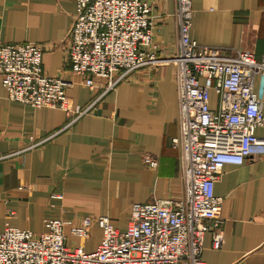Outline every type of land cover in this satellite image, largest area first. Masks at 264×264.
<instances>
[{
	"label": "crops",
	"instance_id": "crops-1",
	"mask_svg": "<svg viewBox=\"0 0 264 264\" xmlns=\"http://www.w3.org/2000/svg\"><path fill=\"white\" fill-rule=\"evenodd\" d=\"M155 20L150 48L159 57L176 51L177 0H147ZM74 0H0V42L34 41L43 48L46 74L69 80L71 109L33 107L7 97L0 73V231L4 223L46 229V219L63 220L68 246L97 248L102 229L72 234L84 216L107 215L124 230L136 202L182 194L177 134L178 99L174 69L156 63L130 72L115 88L95 78L93 87L71 71L67 34ZM190 36L226 52L264 53V0H191ZM254 89L264 105V78ZM209 105L217 106L210 92ZM264 136V126L256 128ZM144 152L158 157L150 167ZM223 197L222 241L212 246L206 232V264H264V156L226 164L214 184Z\"/></svg>",
	"mask_w": 264,
	"mask_h": 264
},
{
	"label": "built area",
	"instance_id": "built-area-1",
	"mask_svg": "<svg viewBox=\"0 0 264 264\" xmlns=\"http://www.w3.org/2000/svg\"><path fill=\"white\" fill-rule=\"evenodd\" d=\"M75 12L67 34L72 72L88 87L95 78L113 89L133 70L156 63L174 69L178 99L177 134L182 194L133 203L127 226L116 227L109 216H84L72 234L87 236L92 224L102 229L93 251L70 247L63 220L46 219V229L4 223L0 231V264H206L202 257L206 232L212 246L222 241L223 197L214 184L226 164H242L264 156V105L254 89L264 78V53L204 45L190 36L191 0H177L176 51L159 57L151 48L155 20L147 0H74ZM43 48L34 41L0 42V73L7 97L33 107H59L68 112L69 80L51 76L42 66ZM217 106L209 105L210 92ZM145 165L156 167L158 157L144 152Z\"/></svg>",
	"mask_w": 264,
	"mask_h": 264
}]
</instances>
